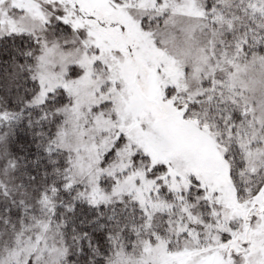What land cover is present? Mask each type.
Wrapping results in <instances>:
<instances>
[{"label": "snow or ice", "instance_id": "snow-or-ice-1", "mask_svg": "<svg viewBox=\"0 0 264 264\" xmlns=\"http://www.w3.org/2000/svg\"><path fill=\"white\" fill-rule=\"evenodd\" d=\"M0 264H264V0H0Z\"/></svg>", "mask_w": 264, "mask_h": 264}]
</instances>
